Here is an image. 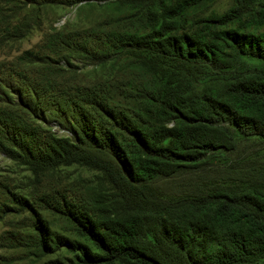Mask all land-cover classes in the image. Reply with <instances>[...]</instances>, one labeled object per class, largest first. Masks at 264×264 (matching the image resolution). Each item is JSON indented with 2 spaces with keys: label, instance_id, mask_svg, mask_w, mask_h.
<instances>
[{
  "label": "trees",
  "instance_id": "trees-1",
  "mask_svg": "<svg viewBox=\"0 0 264 264\" xmlns=\"http://www.w3.org/2000/svg\"><path fill=\"white\" fill-rule=\"evenodd\" d=\"M20 1L116 11L49 39L68 64L101 69L86 81L0 64V151L37 178L91 174L46 202L66 231L39 216V251L65 249L74 264H264V0L223 11L218 0ZM21 59L55 65L49 53Z\"/></svg>",
  "mask_w": 264,
  "mask_h": 264
},
{
  "label": "rangeland",
  "instance_id": "rangeland-1",
  "mask_svg": "<svg viewBox=\"0 0 264 264\" xmlns=\"http://www.w3.org/2000/svg\"><path fill=\"white\" fill-rule=\"evenodd\" d=\"M230 5V0H218L213 8L223 11ZM24 6L20 0H0V64L15 65L37 82L58 75L86 81L99 74L101 69L84 59L73 58L72 64H68L67 57L49 48V39L58 31L98 26L115 10L83 2L66 8H41L38 12ZM26 51L38 56L49 53L55 65L30 70L31 66L24 65L21 59ZM17 86L11 92L15 98L17 89H26ZM38 121H46L58 135L70 134L66 124L55 115L39 113ZM90 176L86 171L70 167L37 178L25 165L0 151V264H74L73 254L65 249L47 254L39 251L35 223L40 216L52 231L65 232L66 224L46 207V202L56 195L74 193L79 180Z\"/></svg>",
  "mask_w": 264,
  "mask_h": 264
}]
</instances>
